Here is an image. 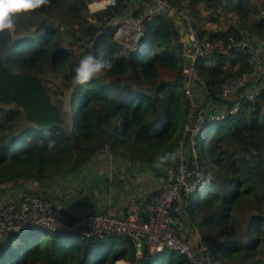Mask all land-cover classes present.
<instances>
[{"label": "trees", "instance_id": "trees-1", "mask_svg": "<svg viewBox=\"0 0 264 264\" xmlns=\"http://www.w3.org/2000/svg\"><path fill=\"white\" fill-rule=\"evenodd\" d=\"M190 1L196 22L199 2L210 14L217 6L229 4L238 15L237 24L224 30L199 27V38L212 44L217 38L226 48L230 38L239 41L245 32L264 33V18L249 0ZM126 4L120 0L113 12L99 10L89 21L81 13L86 10L84 0H49L34 12L20 15L14 30L0 33V182L75 169L104 145L117 155L146 162L169 153L175 156L188 112L179 31L168 14H152L145 19L137 48L127 49L109 25L113 17L125 12ZM138 10L134 8L132 15ZM251 12L257 15L255 21L248 20ZM59 30L71 45L83 42L86 52L111 59L112 68L104 74L129 75L143 88L101 82L97 76L83 85L75 84L73 50L57 43ZM228 50L237 54L239 65L234 70L226 66L227 53L216 47L214 64H207L203 57L194 62L205 88V102L223 101L219 95L223 79L253 69L246 54L233 47ZM46 63L63 76V88L69 90L65 111L52 98L62 92L60 86L40 76ZM165 72L170 75L163 78ZM198 85L194 82V91ZM243 88L244 83L233 98L223 102L230 105L249 91ZM201 132L197 155L202 179L194 191L181 195L188 222L204 232L217 264H264L260 256L264 241V89H258L253 101L241 98L235 113L208 122ZM49 141L54 146L49 147ZM243 201L253 211L244 230L240 225ZM121 260L191 264L185 254L168 249L144 251L136 258L131 239L122 235L84 237L41 226L0 234V264H116Z\"/></svg>", "mask_w": 264, "mask_h": 264}, {"label": "built area", "instance_id": "built-area-1", "mask_svg": "<svg viewBox=\"0 0 264 264\" xmlns=\"http://www.w3.org/2000/svg\"><path fill=\"white\" fill-rule=\"evenodd\" d=\"M140 1L155 4L156 8L160 9L159 14L166 13L181 20L184 33L178 34V41L181 55L189 58L188 66L181 67L183 89L188 98L187 121L178 139L175 159L163 171L167 185L151 192L144 201L130 197L122 211H119L114 203H108L99 211H86L82 215L60 210L48 197L32 193L18 201H10L0 206V234L35 225L84 237L122 235L131 239L136 258H140L144 251L156 253L168 249L185 254L191 264H217L208 243L199 231L189 224L181 204V195L194 191L201 182L197 143L206 124L235 113L241 98L253 101L258 95V89H264V84L239 94L233 103L225 104L226 107L219 112L206 114L202 104L195 98L193 84L198 76L194 62L198 57H203L207 64H214L217 55L213 44L198 36L199 26L192 15L191 1ZM84 2L86 18L92 21L94 13L99 10L110 9V12H113L120 0H84ZM257 10L264 18V2L257 4ZM152 13L143 17L135 15L132 19H119L115 22L114 37L128 49L136 48L143 33L145 19ZM123 21L134 22V33L137 34L134 42L131 41L130 35H125L126 33L122 35ZM227 47H233L235 51L246 54L253 66L258 63V46L250 39L243 37L239 41H234L230 38ZM244 81L245 75L225 77L220 85L219 95L237 92ZM192 131L195 132L193 136H191ZM103 148L106 152H111L107 145ZM170 210H173V213ZM139 232L143 234L141 237L138 235Z\"/></svg>", "mask_w": 264, "mask_h": 264}, {"label": "crops", "instance_id": "crops-1", "mask_svg": "<svg viewBox=\"0 0 264 264\" xmlns=\"http://www.w3.org/2000/svg\"><path fill=\"white\" fill-rule=\"evenodd\" d=\"M126 1V13H128L129 0ZM249 1L256 8L257 4L262 3L263 0ZM195 7L198 10L197 24L201 28L220 31L229 25L237 24L238 15L229 4L223 8L217 6L216 12L211 14L208 13L203 2L197 3ZM134 8H139L137 14L142 10L140 0L134 2ZM122 14L119 17H122ZM168 16L175 24L177 18L173 15ZM113 19L115 20V18ZM256 19L257 15L251 12L248 20L255 21ZM243 35L244 38L250 39L258 46V63L253 66L249 74H244L243 89L251 90L257 85L264 84V33L245 32ZM222 45L220 39L216 38L213 41L214 47L227 53L226 66L234 70L239 65L236 61L237 54ZM201 84L195 90V98L210 114L219 112L225 104H228L223 101L233 98L236 93L220 95L223 99V101L220 99V102L211 100L205 102V88L201 87ZM165 167V164L158 166L157 161L134 160L117 155L112 151L108 153L103 147H100L75 169L45 176H18L12 180L0 182V206L10 201H18L22 197L34 193L48 197L54 206L74 215H82L86 211H99L108 203H114L118 210L122 211L130 197L144 201L151 192L167 185V179L163 172Z\"/></svg>", "mask_w": 264, "mask_h": 264}, {"label": "clouds", "instance_id": "clouds-1", "mask_svg": "<svg viewBox=\"0 0 264 264\" xmlns=\"http://www.w3.org/2000/svg\"><path fill=\"white\" fill-rule=\"evenodd\" d=\"M48 3L49 0H0V33L6 30H14L16 19L20 15L34 12ZM112 26L115 29V25ZM112 65L113 61L111 59H98L93 55H85L79 60L78 65L73 70V81L75 84L83 85L93 77L110 70ZM54 143V141H49V147L54 146ZM174 159V154H165L157 158V164L158 166L163 165L166 161Z\"/></svg>", "mask_w": 264, "mask_h": 264}, {"label": "rangeland", "instance_id": "rangeland-1", "mask_svg": "<svg viewBox=\"0 0 264 264\" xmlns=\"http://www.w3.org/2000/svg\"><path fill=\"white\" fill-rule=\"evenodd\" d=\"M127 10H125V12L122 15H126L128 13H126ZM81 13L85 14V10L82 9ZM119 17V16H118ZM123 17V16H122ZM119 17V18H122ZM112 21V20H111ZM110 21V22H111ZM117 20L113 19V21L111 23H109L110 26L115 25V22ZM114 34V33H113ZM58 37L60 39V41H58L57 43L62 45L63 47H67L69 49L73 50V55H72V67L75 68L78 65L79 60L85 56V55H91L90 52H86V46L85 44H83V42H74L72 45L70 44V40L68 38H66L64 36V34H62V32L59 30L58 32ZM73 41V39H71ZM91 43V42H90ZM96 44V43H93ZM122 45L125 47V45L122 43ZM127 48V47H126ZM128 49V48H127ZM181 63H182V59H181ZM70 68V67H68ZM67 68V69H68ZM168 75H170L169 72H165L163 74H161V76L163 78H166ZM40 76L47 79L48 83H51L53 85H58L60 86V88L62 89V92L58 95H53L52 98L55 99L58 103H60L62 110H66L67 109V102H68V94H69V90H67L66 88H63V84H62V80H63V76L61 74H58L56 72H54L52 70V68L50 67L49 63H46L43 67V69L40 72ZM97 77L101 80V82H112L114 84H122L125 86H130V87H141L139 85H136L134 83V81L130 78L129 75H124V76H120V77H113V76H109L104 74L103 72L99 75H97ZM15 131V130H14ZM194 131L191 132V136L194 135ZM203 132H201L199 138H198V145H197V149H200L201 146V138H202ZM262 208L264 209V204L262 205ZM241 215H240V225L241 228L244 230L245 229V225L246 222L248 220V218L252 215L253 211L252 208L248 207L246 202L243 201V204L241 206ZM191 225V224H190ZM192 228L197 229L200 233V235H202V237L204 238V232L202 230H200L199 228H195L194 226L191 225ZM206 241V240H205ZM260 256L264 259V241L262 244V250L260 252ZM121 262L127 263V264H134L131 262H127L125 260H121L119 262H115L116 264H120Z\"/></svg>", "mask_w": 264, "mask_h": 264}, {"label": "water", "instance_id": "water-1", "mask_svg": "<svg viewBox=\"0 0 264 264\" xmlns=\"http://www.w3.org/2000/svg\"><path fill=\"white\" fill-rule=\"evenodd\" d=\"M137 0H129V8H128V15H123L122 19H126V18H133L132 14H133V4L134 2H136ZM140 5L142 6V10L137 14L139 17H143L144 15H147L148 13L154 12L155 14H159L160 13V9L156 8V5L151 3V2H145V1H140ZM117 21L119 20L118 16L114 17ZM177 23V24H176ZM175 23L176 28L178 29L179 33L183 34L184 30L182 27V22L180 19H177ZM188 44H190V42H188ZM188 62H189V58L187 56H182V66L183 67H187L188 66ZM194 82H196L197 84H201V80L199 78H195ZM226 107V105H224V108ZM171 213H173V210H170ZM175 223V220H174ZM33 227H36L35 225H33ZM138 235L141 237L143 234L141 232L138 233Z\"/></svg>", "mask_w": 264, "mask_h": 264}, {"label": "bare ground", "instance_id": "bare-ground-1", "mask_svg": "<svg viewBox=\"0 0 264 264\" xmlns=\"http://www.w3.org/2000/svg\"><path fill=\"white\" fill-rule=\"evenodd\" d=\"M124 26L121 28L122 30V35H130V39L132 42H134V38L137 37V34L134 33L135 30V24L132 21H123ZM120 264H125L124 262L120 263ZM127 264V263H126Z\"/></svg>", "mask_w": 264, "mask_h": 264}]
</instances>
